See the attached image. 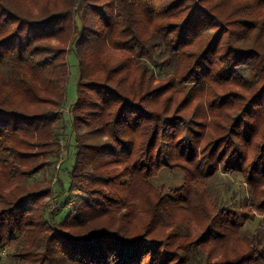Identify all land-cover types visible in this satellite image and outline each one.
<instances>
[{
  "label": "trees",
  "instance_id": "obj_1",
  "mask_svg": "<svg viewBox=\"0 0 264 264\" xmlns=\"http://www.w3.org/2000/svg\"><path fill=\"white\" fill-rule=\"evenodd\" d=\"M202 38L205 47L191 49ZM117 52L128 58L110 66ZM71 54L76 156L69 189L58 187L50 211L39 202L49 188L40 193L28 181L67 148ZM154 66L172 67L167 87H149ZM225 81L254 95L230 127L213 123L222 133L202 148L196 120L156 109L171 90H186L188 104ZM262 96L264 0H0V264H211L215 250L213 264H264L257 232L243 246L237 238L264 218V142H255L260 131L250 122ZM81 123L107 140L85 143ZM162 169L183 173L163 196L151 183ZM217 174L237 175L250 196L211 201L205 184ZM79 188L84 196L71 203ZM139 214L147 216L142 225Z\"/></svg>",
  "mask_w": 264,
  "mask_h": 264
},
{
  "label": "rangeland",
  "instance_id": "obj_2",
  "mask_svg": "<svg viewBox=\"0 0 264 264\" xmlns=\"http://www.w3.org/2000/svg\"><path fill=\"white\" fill-rule=\"evenodd\" d=\"M207 42V39H200V42H198L193 48V50H199L205 47V43ZM53 44L57 46H62L63 44H59L57 41H53ZM127 54L123 53H115L112 55L111 59V65L113 66L116 63L120 61H125L127 59ZM68 64L70 67V77L67 83V93H66V103L64 107V114L63 118L67 122V132H68V138H67V148L62 149V156L61 159L54 163L51 166H48L44 169H42L32 180L28 181V186L31 188L36 189L40 193L43 191H46V189L49 188L50 194L45 196L43 200H40V203H47L50 211H55L56 206V195L59 192V188L68 190L70 186V176L69 173L73 169V165L75 162V156H76V148H75V134L73 135L71 133L70 127H69V121H68V114L67 110L73 103L77 100V82H78V68H77V61L74 58V56L71 54L68 57ZM172 67H167L164 69H161V67H153V71L155 73L154 79L150 83L149 87H158L167 85L168 78L171 76L169 75ZM137 75L140 76V73ZM169 75V76H168ZM122 77V74H118L114 77L115 80ZM145 81L148 82V78H145ZM165 85V87H167ZM262 85V83L260 84ZM206 92L202 96H198L197 98H193L191 102L188 104L186 103L188 99L187 97V91L186 90H180L175 95L173 94V90L166 93L163 97L159 99V101L156 104V109L162 110L163 107L170 106V110L168 112V116L175 115L180 118H187L188 120L191 119L192 121H197V126L195 125L197 133L205 134L206 138L200 142V148L204 147L207 143H212V141L215 139L213 136H218L222 131L220 129L216 128V126L213 124L215 121L222 122V126L230 127L229 125L234 123L235 120L240 119V117L243 115V109L246 107V103L252 99L254 95V91L250 89H246L245 87H242L241 85L234 84L232 82H222V83H216L212 82L210 86H205ZM260 86H258L259 89ZM181 89V88H180ZM209 90V91H207ZM211 90V92H210ZM196 93V92H195ZM190 93L189 95L197 96L201 95V91L197 92V94ZM188 95V96H189ZM171 99L173 100H170ZM190 97V96H189ZM219 98L222 99L223 103L221 104V107L217 109L210 110V107L208 105L209 101L212 99ZM262 100L260 103L256 106H252V110H250V114L254 117L250 122L252 125H255L259 129V135L256 137L255 142L258 144H261L264 142V96L261 97ZM220 104V103H219ZM85 116V114H84ZM216 116V118L214 117ZM218 116V117H217ZM225 120V122H223ZM203 121H205L206 126L204 127ZM200 125V126H199ZM243 127V125H242ZM78 135L81 137V140L84 141L87 144L91 145H98L100 143H103L107 140V137L102 134L100 129L95 128H89L84 123H81L78 130ZM202 134V135H203ZM239 139L237 138V141ZM243 141V140H242ZM246 142H244L245 145ZM246 146V145H245ZM207 151H209L210 146L206 148ZM247 149V155H250L251 158L253 157L252 149L249 147H246ZM60 165V169L58 170ZM57 172L59 175H57ZM59 179L60 183L58 185V182L56 179ZM242 180L240 177H238L235 174H217L213 178L206 181L205 189L207 190V193L209 195L210 200H221L222 196H225V204H230L231 201L239 203L243 200L244 197H249L250 193L245 186V184H241ZM152 185L157 190L158 194L161 196L166 195L167 193L174 191L178 189L182 183H183V173L179 169L174 170H168V169H162L158 172V174L151 179ZM59 187V188H58ZM233 192V194H232ZM84 196L83 191L79 188L74 191L72 195V199L70 202H73V199L77 201ZM75 202V201H74ZM71 205V204H70ZM29 207V206H28ZM72 207V206H69ZM139 207V205H138ZM140 208V207H139ZM66 211H63L58 218H62L65 215ZM175 213V212H174ZM147 216L143 214H139L138 218H136V221L140 225L146 221ZM260 216L256 217L255 221L249 222L245 227L242 228L241 232H239V235L237 238L239 243H241V246L245 244L246 240L251 234L257 232L258 237L260 238L261 242L264 243V218ZM258 220H261V223L258 225ZM195 220H192V224H194ZM195 226V225H193ZM171 232V230L166 229L162 232V236L164 234H167ZM196 235V234H195ZM235 240L230 239L229 244L227 245V248H233L235 247L236 243ZM237 243L238 247L240 244ZM213 246L207 245L205 246L202 251H205V254L207 255L208 252L213 251ZM205 249V250H204ZM217 250L213 251L212 255L213 258L211 259V264L216 263L218 259L221 256V252L216 253ZM204 254V255H205ZM215 256V257H214ZM206 257V256H205ZM204 257V258H205ZM206 259V258H205Z\"/></svg>",
  "mask_w": 264,
  "mask_h": 264
}]
</instances>
